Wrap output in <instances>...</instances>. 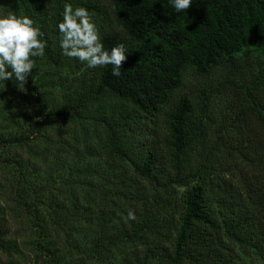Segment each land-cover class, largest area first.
<instances>
[{"label": "trees", "instance_id": "16d2710c", "mask_svg": "<svg viewBox=\"0 0 264 264\" xmlns=\"http://www.w3.org/2000/svg\"><path fill=\"white\" fill-rule=\"evenodd\" d=\"M66 3L89 10L106 49L125 47L120 77L111 65L93 69L61 55L57 24ZM0 10L31 17L47 44L24 85L33 90L36 114L70 119L98 141L99 149L85 147L73 164L114 189L83 253L88 260L108 261L122 246V264L264 259V105L252 93L264 76L251 86L232 76L220 82L248 98L234 102L228 121L212 115V92L194 97L184 89L189 74L207 77L249 51L264 57V0H193L181 13L169 0H0ZM41 61L67 70L60 102L48 90L53 82L42 91L33 84ZM23 139L0 130V153ZM33 217L42 263L70 264ZM5 234L0 226V249H17Z\"/></svg>", "mask_w": 264, "mask_h": 264}, {"label": "rangeland", "instance_id": "374dc122", "mask_svg": "<svg viewBox=\"0 0 264 264\" xmlns=\"http://www.w3.org/2000/svg\"><path fill=\"white\" fill-rule=\"evenodd\" d=\"M37 69L34 86L41 90L47 82H53L55 87L48 90L60 102L64 90L59 84L64 82L67 70L53 69L44 61ZM259 74L264 76V57L249 51L238 65L220 66L207 77L187 75L184 89L194 97L204 89L212 92V115L216 121H228L234 116L232 105L237 100L244 104L245 94L229 85L225 89L220 82L232 76L251 86V80ZM252 87L256 88L252 93L264 105L263 83ZM32 91L31 87L20 90L8 81L5 88L0 87V130L12 135L23 133L24 137L0 153V226L6 233L2 238L17 245L13 251L0 249V264H43L35 247L39 238L34 214L43 221L47 238L55 242L65 263L86 259V264H122L123 253L128 251L124 246L111 249L108 261L88 260L83 254L102 222L101 210L107 211L113 198L112 185L74 169L73 164L85 154L84 148L93 145L99 149L98 141L70 119L39 117ZM13 101L17 107H11ZM14 156L26 166L21 168L13 161ZM92 160L86 158L85 164ZM246 260L248 264H264L258 257Z\"/></svg>", "mask_w": 264, "mask_h": 264}, {"label": "clouds", "instance_id": "9594fccd", "mask_svg": "<svg viewBox=\"0 0 264 264\" xmlns=\"http://www.w3.org/2000/svg\"><path fill=\"white\" fill-rule=\"evenodd\" d=\"M193 0H169L176 13L188 10ZM58 43L61 55L86 63L88 68L112 66L114 77L121 76L122 62L127 54L123 45L106 49L99 30L85 7L65 4L62 21L57 24ZM42 32L28 15L0 14V87L5 81L14 80L20 90L32 70L36 68V57L45 55L46 42ZM135 220L133 212L128 213Z\"/></svg>", "mask_w": 264, "mask_h": 264}]
</instances>
